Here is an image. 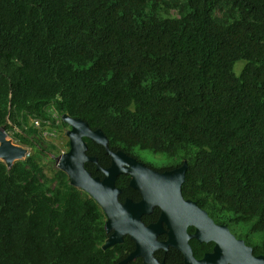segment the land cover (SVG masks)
Returning <instances> with one entry per match:
<instances>
[{
    "label": "trees",
    "instance_id": "trees-1",
    "mask_svg": "<svg viewBox=\"0 0 264 264\" xmlns=\"http://www.w3.org/2000/svg\"><path fill=\"white\" fill-rule=\"evenodd\" d=\"M51 110L102 129L113 151L168 154L160 171L188 161L185 198L264 233V0H0V127L33 149L0 160V264H118L135 244L104 249V210L31 123ZM130 182L118 179L122 202L142 198Z\"/></svg>",
    "mask_w": 264,
    "mask_h": 264
},
{
    "label": "water",
    "instance_id": "water-1",
    "mask_svg": "<svg viewBox=\"0 0 264 264\" xmlns=\"http://www.w3.org/2000/svg\"><path fill=\"white\" fill-rule=\"evenodd\" d=\"M63 120L70 126L67 132L70 148L58 158L57 166L68 174L73 186L90 194L104 210L107 216L106 231L108 234L113 231L104 249L121 243L125 235L136 242V250L119 264H128L136 257L145 258V264H158L154 252L160 247H167V244L182 251L188 262L192 261L193 251L187 233L189 226L197 228L193 237L198 240H216L217 251L225 242L224 239L227 240L225 234L231 235L227 228L216 226L196 201L184 198L182 188L189 169L188 161L173 170L160 172L123 150H111L109 138L102 129L93 130L89 123L68 114L63 115ZM7 138V131L0 127V141H3L0 142V160L12 167L18 159L16 157L26 159L29 151L15 146ZM85 138L106 148L107 154L112 158L110 167H102L97 157L87 154L88 144ZM88 162L97 164L104 177L93 176L86 168ZM121 175L131 176L130 185L141 193V201L135 202L128 198L121 202L122 190L117 185ZM156 206L162 210L161 219L157 224L146 226L142 217L151 213ZM162 222L169 228L170 239L165 244L157 241V236L163 233Z\"/></svg>",
    "mask_w": 264,
    "mask_h": 264
},
{
    "label": "flooded vegetation",
    "instance_id": "flooded-vegetation-1",
    "mask_svg": "<svg viewBox=\"0 0 264 264\" xmlns=\"http://www.w3.org/2000/svg\"><path fill=\"white\" fill-rule=\"evenodd\" d=\"M136 155L130 156L144 162L148 167L152 169L160 171L159 169L164 167L156 166L151 162L144 161L139 155ZM180 166H177L175 168H178ZM175 168H172L170 170H173ZM128 198L129 197H127L126 200ZM185 199L188 200L187 198ZM134 201L139 202L141 200ZM198 206L207 213V215L213 220L216 226L227 228L231 235L225 234L227 240L224 239L225 242L220 245L219 250L217 251L216 240H198L197 238L193 237V235H195L197 231V228L195 226H189L187 229V233L190 236L189 244L193 251L192 261L188 262L186 256L182 251L178 250L172 245L167 244V247H160L154 252V258L156 259L158 264H264V233L253 230L252 223L250 221L240 220L236 216H234L232 212L223 211L219 208L211 209L206 206H200L199 204ZM161 216L162 210L159 206H156L151 213L143 215L142 221L146 226L157 224L159 223ZM162 224L163 233H160L157 236V241L165 244L168 243L170 239L168 234L169 228L165 222H162ZM112 234L113 231L109 234V238ZM127 238L132 240L129 235H125L123 237V241L118 244H123ZM132 241L135 244L133 250L129 252L124 258H122L118 262V264L121 261L127 259L130 254L136 250V242L134 240ZM138 260H141V264H145V258L143 257H136L134 260L128 262V264L136 263L138 262Z\"/></svg>",
    "mask_w": 264,
    "mask_h": 264
},
{
    "label": "rangeland",
    "instance_id": "rangeland-1",
    "mask_svg": "<svg viewBox=\"0 0 264 264\" xmlns=\"http://www.w3.org/2000/svg\"><path fill=\"white\" fill-rule=\"evenodd\" d=\"M171 17H177L178 16V12L176 10H172L170 13ZM244 65V61H240L236 64L235 66V72L237 74H240L242 68ZM70 130V127H62L59 130L58 136L54 137V136H49V137H43V143L48 145L51 143H55L58 142L59 145H62L64 148H66L65 144L67 142V140L69 139V137L67 136V132ZM8 141L13 143L15 146L21 147L25 150H28L29 152L33 151L32 147L30 146H26V145H21L18 143L17 140L14 139V135L9 134L8 133ZM135 152L137 155H139L144 161L147 162H151L156 166H168L171 163H173V158L170 157L168 154L165 153H159V152H155L151 149H142L141 147H136L135 148ZM3 159V158H1ZM24 160V157H20L18 159H16L14 162L18 161V160ZM5 160V159H4ZM234 214V213H233ZM235 216V215H234Z\"/></svg>",
    "mask_w": 264,
    "mask_h": 264
},
{
    "label": "built area",
    "instance_id": "built-area-1",
    "mask_svg": "<svg viewBox=\"0 0 264 264\" xmlns=\"http://www.w3.org/2000/svg\"><path fill=\"white\" fill-rule=\"evenodd\" d=\"M50 115L52 117V120L51 119L44 120L41 118H32L31 120L32 125L37 129H39L43 137L46 138L49 136L57 137L59 130L62 128V121H64L63 116H61L55 110H51ZM53 119L55 121H53ZM56 144L58 145V147H60V150L52 154L51 157L57 163L58 158L64 155L66 152H68V149L67 147L64 148L62 145H59L58 142H56ZM28 155H30V153Z\"/></svg>",
    "mask_w": 264,
    "mask_h": 264
},
{
    "label": "clouds",
    "instance_id": "clouds-1",
    "mask_svg": "<svg viewBox=\"0 0 264 264\" xmlns=\"http://www.w3.org/2000/svg\"><path fill=\"white\" fill-rule=\"evenodd\" d=\"M7 133H8V132H7ZM29 153H30V155H31V152H29ZM30 155H28L27 157H29ZM27 157H26V158H27Z\"/></svg>",
    "mask_w": 264,
    "mask_h": 264
},
{
    "label": "bare ground",
    "instance_id": "bare-ground-1",
    "mask_svg": "<svg viewBox=\"0 0 264 264\" xmlns=\"http://www.w3.org/2000/svg\"><path fill=\"white\" fill-rule=\"evenodd\" d=\"M7 140V139H6ZM0 142H3V141H0ZM16 158H19V157H16Z\"/></svg>",
    "mask_w": 264,
    "mask_h": 264
}]
</instances>
